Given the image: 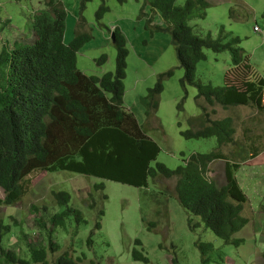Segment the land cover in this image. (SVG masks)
<instances>
[{"label":"rangeland","instance_id":"374dc122","mask_svg":"<svg viewBox=\"0 0 264 264\" xmlns=\"http://www.w3.org/2000/svg\"><path fill=\"white\" fill-rule=\"evenodd\" d=\"M49 1L0 0V52L3 47L11 51L15 43L34 42V17L47 9ZM57 1L68 12L65 41L70 43L83 32L91 35V40L77 53V67L84 74L101 77L115 72L117 50L111 35L118 28L126 37L129 56L124 104L160 147L157 160L151 164L153 167L162 163L176 169L191 155L209 153L217 148L215 138L187 140L181 134L187 129L198 128V125L191 126L190 120L203 113L202 107L211 114L212 120L227 117L234 120L235 139L247 147L243 154L247 160L243 162L237 154L231 158L239 163L236 178L247 196L242 215L252 224H248L238 236L248 234L239 246L225 244L204 225H200L196 232L192 231L188 224L191 216L175 195L176 178L157 177L150 180L147 189H140L67 171H36L26 176L23 183L26 192L20 202L0 206V225L9 226L2 247L16 255V263L6 262L0 251V264H22L21 261L55 264L64 252L78 259L80 264H201L202 255L196 246L199 240L214 245L210 264H230L225 260L234 261V264H258L255 254L258 250L264 252V152L251 159L248 154L251 150H248L250 146L264 148V113L251 106L228 109L219 104L210 106L202 98L196 99L198 91L195 87L188 86L185 90L180 83L185 72L180 67L171 35L168 32L151 33L150 27L164 22L157 20V14L152 15L150 24L149 17L142 16L145 0H128L125 4L117 0ZM186 1L178 0V4L184 5ZM104 2L110 11L97 21L96 13ZM212 3L204 11V16L192 18L190 26L198 35L210 33L214 39L220 37L221 27L239 37L240 47L258 73L252 70L244 79L253 97L264 107V0H214ZM143 11L151 14L149 7ZM205 53L206 60L196 66V81L215 87L225 86V77L231 68L229 52L205 50ZM103 55L107 60L98 65L97 61ZM171 70L173 75L163 82L158 108H149L148 89L155 86L160 74ZM223 151L227 155L233 152L231 147H225ZM225 165V160L213 162L207 178L218 185L226 181ZM100 183H104V191L94 189V185ZM58 191L70 194L69 206L80 210L87 223L78 224L71 216L65 219L64 226L52 230V216L65 210L53 196ZM104 194L107 200L102 202ZM144 194L147 198L143 197ZM3 198L4 191L0 189V199ZM158 200L163 201L161 206ZM100 209L104 211L101 217ZM192 218L201 223L200 218ZM98 222L100 229H96ZM149 222H156V228L150 229ZM254 224L260 232L258 235L252 229ZM49 242L58 246L57 251L49 248ZM32 245L47 249L45 263H35L30 251ZM134 250L146 257L148 263L134 260Z\"/></svg>","mask_w":264,"mask_h":264},{"label":"trees","instance_id":"16d2710c","mask_svg":"<svg viewBox=\"0 0 264 264\" xmlns=\"http://www.w3.org/2000/svg\"><path fill=\"white\" fill-rule=\"evenodd\" d=\"M117 1L125 4L128 0ZM210 4L208 0H187L184 5H179L178 0H145L144 9L149 7L151 14L142 9V16L149 17V24L153 21L152 15L159 13L161 16L165 27H150L151 33L168 32L171 35L180 67L185 72L181 86L185 90L188 86L195 87L197 100L202 98L210 106L219 104L225 109L251 106L264 113V107L253 97L244 79L245 74L254 69L240 47L239 37L221 27L220 37L214 39L210 33L198 35L190 26L192 18L204 16ZM109 11L104 2L96 13L97 21ZM67 15L61 2L50 0L47 9L34 17V42L15 43L11 51L3 47L0 52V189L4 191L0 206L20 202L26 192L23 184L26 176L36 171H67L140 189H147L150 180L157 177L176 178L175 195L191 216L188 220L190 229L196 232L204 225L225 244L241 245L244 241L234 239V235L249 222L242 215L247 196L236 178L239 163L231 157L237 154L245 162L247 159L243 154L247 147L235 139L234 120L230 117L212 120L211 114L202 107L203 113L190 120L191 126L198 125V128L187 129L181 134L187 140L215 138L217 148L209 153L191 155L176 169L162 163L153 167L151 164L157 160L160 147L124 104L129 56L126 37L118 28L112 32L117 50L115 72L101 77L88 76L77 67V53L91 40V35L79 33L67 44ZM205 50L229 52L231 68L227 71L225 86L215 87L196 81V66L206 60ZM106 60L103 55L97 64L102 65ZM172 75V70L160 74L155 86L148 89L149 108H158L163 82ZM225 147H231L233 152L225 154ZM250 150L251 159L264 152V148L253 146ZM217 160L226 161L223 187L207 178L210 165ZM94 189L104 191V183L95 184ZM53 196L65 210L52 216V230L64 226L65 219L71 216L78 224L87 223L80 210L69 206L71 196L68 192H54ZM105 200L104 194L102 202ZM157 202L159 206L163 203ZM157 214L160 215V211ZM103 215L104 211L100 209L99 216ZM192 217L200 218L201 223H196ZM148 225L150 229L157 226L156 222ZM96 229H100L99 222ZM8 230L9 226L0 225V251L6 262L16 263L15 253L2 247ZM196 246L202 255L201 264H210L214 245L199 240ZM49 248L55 252L58 246L49 242ZM30 251L35 263H45L47 249L32 245ZM262 257L264 260V252ZM133 258L148 263V259L136 250ZM55 264H80V261L64 252Z\"/></svg>","mask_w":264,"mask_h":264},{"label":"crops","instance_id":"0c3cea01","mask_svg":"<svg viewBox=\"0 0 264 264\" xmlns=\"http://www.w3.org/2000/svg\"><path fill=\"white\" fill-rule=\"evenodd\" d=\"M210 3H212V1H214V0H208ZM215 1H217V0H215ZM220 1H223V0H220ZM213 4V3H212ZM157 16L159 17H157V20L159 21V22H163V20H162V18H161V16L159 15V13H157ZM163 27H165V24L164 23H162L161 24ZM66 42V41H65ZM67 43V42H66ZM68 44V43H67ZM126 107V106H125ZM127 108V107H126ZM128 110H129V108H127ZM226 166V165H225ZM226 168V167H225ZM223 174L225 175V169L223 170ZM224 178V177H223ZM224 179H226V178H224ZM226 184V181L224 180L221 184H219L218 185V183H216V185L218 186V187H223L224 185ZM242 188V187H241ZM247 218V217H246ZM248 219V218H247ZM249 220V219H248ZM248 224H252L251 223V221L249 220V222L247 223V225ZM246 225V226H247ZM244 227L243 229H241L238 233H236L235 235H234V239H241V240H243L244 242H245V240H246V238L245 237H247L248 236V234L247 233H245L244 234V236L243 237H241V238H238V236L243 232V230L245 229V228H247V227ZM252 229L253 230H255V232H257V235L260 233L259 232V230L255 227V224L253 225V227H252ZM262 254H263V251H261V250H258L257 252H256V254H255V256H257L256 257V261H257V263L258 264H262V260H263V257H262ZM226 262H228V263H230V264H234L235 262L234 261H231V260H225ZM263 262H264V260H263Z\"/></svg>","mask_w":264,"mask_h":264},{"label":"water","instance_id":"95a60500","mask_svg":"<svg viewBox=\"0 0 264 264\" xmlns=\"http://www.w3.org/2000/svg\"><path fill=\"white\" fill-rule=\"evenodd\" d=\"M111 39L113 42L115 41L114 35L111 36Z\"/></svg>","mask_w":264,"mask_h":264},{"label":"built area","instance_id":"2783aa9c","mask_svg":"<svg viewBox=\"0 0 264 264\" xmlns=\"http://www.w3.org/2000/svg\"><path fill=\"white\" fill-rule=\"evenodd\" d=\"M255 30H258L257 27L255 28Z\"/></svg>","mask_w":264,"mask_h":264}]
</instances>
